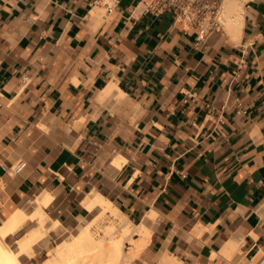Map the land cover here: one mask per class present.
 Wrapping results in <instances>:
<instances>
[{"label": "crops", "instance_id": "1", "mask_svg": "<svg viewBox=\"0 0 264 264\" xmlns=\"http://www.w3.org/2000/svg\"><path fill=\"white\" fill-rule=\"evenodd\" d=\"M45 191L65 228L96 199L147 226L133 264H264V0L203 39L141 0H0V228Z\"/></svg>", "mask_w": 264, "mask_h": 264}, {"label": "bare ground", "instance_id": "2", "mask_svg": "<svg viewBox=\"0 0 264 264\" xmlns=\"http://www.w3.org/2000/svg\"><path fill=\"white\" fill-rule=\"evenodd\" d=\"M247 0H225V8L228 11L225 18V26L230 33L237 34L244 12V5ZM52 195L45 191L35 198L37 207L30 213L20 208L6 220L0 228V264H24L22 259L24 255H32L34 246L47 236L48 232H56L62 234L65 231L64 225L57 219L50 222L51 218H47L44 208L52 201ZM32 204L34 201L31 202ZM94 214L90 221L84 225L79 232L67 238V244L63 248L62 260L50 259L44 264H131L137 255L140 254L150 237V232L143 223L134 225L128 220H123L126 216L111 203L103 199H96L94 205L91 206ZM153 218L155 217L152 215ZM106 217L113 220L112 225L122 223V232L120 235L110 236L111 232H106L103 237H99L94 228L100 229L99 226ZM39 221L41 228L34 234H24L17 240V246L11 247L5 243V239L12 234L17 233L28 221ZM39 223V224H40ZM95 229V230H96ZM108 231V230H107ZM131 233L139 235V238H132L129 251L124 250L125 239ZM113 235V234H112ZM16 244V242L14 243ZM61 252V251H60ZM174 259V258H173ZM164 262L175 264L169 261L168 257L163 258Z\"/></svg>", "mask_w": 264, "mask_h": 264}, {"label": "built area", "instance_id": "3", "mask_svg": "<svg viewBox=\"0 0 264 264\" xmlns=\"http://www.w3.org/2000/svg\"><path fill=\"white\" fill-rule=\"evenodd\" d=\"M118 0H94L101 6L106 14L111 13L117 6ZM224 0H141L144 12H152L156 15L165 12L174 14L175 21L187 27L198 29V36L204 38L213 30L223 29L225 26ZM212 110V104H208ZM221 112L216 116V122H221ZM25 161H19L11 170L18 174L26 167Z\"/></svg>", "mask_w": 264, "mask_h": 264}, {"label": "rangeland", "instance_id": "4", "mask_svg": "<svg viewBox=\"0 0 264 264\" xmlns=\"http://www.w3.org/2000/svg\"><path fill=\"white\" fill-rule=\"evenodd\" d=\"M223 7H224V11H225V18H227V14L228 11L225 8V0L223 3ZM226 23V21H225ZM51 204V203H50ZM48 208V207H47ZM34 209V208H33ZM46 211V208L44 209ZM30 211V210H29ZM29 211H27L28 213H30ZM48 213V212H47ZM50 219V222L53 221V215L48 214ZM93 213H91L88 217H86L82 222L79 223L80 225H83L84 223H87L92 217H93ZM113 218V217H112ZM110 217H106L105 220L102 221V223L99 226L100 229H96L97 227L94 228V231L97 232V235L99 237H103L106 232H111L112 234H109L110 236H114V235H120L122 232V226L121 224L123 223V220H128L126 217L124 219H122V223L120 222L119 224H115L112 225V222L110 223L111 220H113ZM111 219V220H110ZM38 225V221H28L26 224L23 225V227L19 230V232L15 233L12 235V237L10 239H5V243L8 244L11 247H16L17 246V240L22 238L24 236V234L28 233L27 231H29V229L36 227ZM96 229V230H95ZM79 230L76 228H65L64 233L62 234H58L56 232H48L46 238H44L42 241L38 242V244L36 246H34L33 250V254L32 255H24L23 256V263L24 264H44V262L49 261L50 259H53L55 257V259L58 260H62V252H63V248H65V245L67 244V238L71 237L72 235H74L75 233H77ZM108 230V231H107ZM32 234V233H30ZM105 237V236H104ZM135 238L134 233H131L130 236H127V238L125 239V246H124V250L127 252L129 251V247L131 246L130 244L132 243V238ZM16 242V244H14ZM61 251V252H60ZM141 251V250H140ZM141 254V253H140ZM137 255V256H140ZM136 256V257H137ZM135 257V258H136ZM134 261V260H133ZM133 261L131 262V264H133ZM121 264V263H119Z\"/></svg>", "mask_w": 264, "mask_h": 264}]
</instances>
